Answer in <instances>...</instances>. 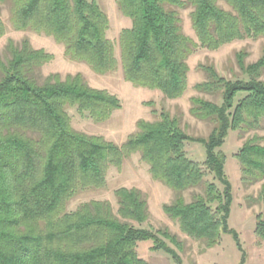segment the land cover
Listing matches in <instances>:
<instances>
[{
  "label": "trees",
  "instance_id": "obj_1",
  "mask_svg": "<svg viewBox=\"0 0 264 264\" xmlns=\"http://www.w3.org/2000/svg\"><path fill=\"white\" fill-rule=\"evenodd\" d=\"M0 4L10 6L16 30L53 37L64 45L67 57L98 75L114 73L121 65L126 81L159 90L167 100L185 94L187 62L198 49L215 51L234 41L264 36V0H118L119 11L132 23L119 35L118 58L116 43L108 35L110 19L98 0H0ZM188 9L198 42L183 30L181 12ZM4 34L0 19V38ZM10 58L1 65L0 80V264H147L138 255V245L148 241L153 251H164L183 264L170 246L182 249L175 235L167 228L141 227L149 209L140 190H117V213L109 202L98 201L67 211L74 197L103 188L108 169L121 167L136 152L150 165L152 176L176 192L175 201L164 209L183 233L206 248L231 234L245 264L239 235L229 224L234 187L221 149L231 131L261 127L263 61L247 67V79L231 81L212 73L199 86L221 101L191 100L195 117L215 123L207 139L190 137L177 117L162 110L154 111L159 116L154 123L139 121V131L118 146L77 132L68 112L74 108L83 118L106 122L122 108L116 95L91 87L81 73L65 80L53 75L41 82L39 71L53 56L34 49L28 40L12 50ZM190 142L205 148L203 165L187 157ZM237 156L245 186L264 180V146L249 141ZM208 174L217 183L206 181ZM197 188L204 193L187 203L183 193ZM256 236L264 241L261 214Z\"/></svg>",
  "mask_w": 264,
  "mask_h": 264
},
{
  "label": "rangeland",
  "instance_id": "obj_2",
  "mask_svg": "<svg viewBox=\"0 0 264 264\" xmlns=\"http://www.w3.org/2000/svg\"><path fill=\"white\" fill-rule=\"evenodd\" d=\"M103 10L118 6V0H98ZM119 9V8H118ZM191 9L181 12L183 30L186 36L198 42L191 22ZM113 14V13H112ZM111 20L109 38L116 43V53L120 57L118 44L121 31L128 26L123 18ZM0 19L5 27V34L0 38V80L2 78L1 65H5L11 58V51L19 49L23 41L28 40L37 50H44L53 56V60L40 69L44 82L53 75H59L65 80L68 75L81 73L89 85L100 90H107L116 95L122 108L114 112L112 117L102 123H96L89 118L81 117L74 108L68 110L72 127L87 135L101 136L118 146H123L128 138L137 133L138 122L154 123L162 110L172 117H177L179 127L190 137L207 139L215 127V123L207 119H199L191 113L192 99H202L214 104H220L217 94L204 92L200 85L209 81L212 73L221 78L235 81L247 79V67L263 61L264 64V36L259 39L238 40L226 44L215 51L200 48L188 59V88L185 94L175 100H167L159 90L136 87L126 81L123 68L110 74L98 75L85 63L71 60L65 55L64 45L53 37L39 34L31 30L18 31L11 20V8L8 4H0ZM126 21V20H125ZM129 21V20H128ZM132 26V23L129 27ZM243 53L239 56L238 54ZM212 67V68H211ZM209 68L214 71H210ZM212 76V75H211ZM260 80L264 81V67L261 68ZM254 141L264 146V120L259 129H245L231 131L221 151L227 157L226 171L234 187V202L229 219L230 227L239 235L240 242L246 253L245 264H264V241L256 236V218L264 216V180L245 186L241 180L243 166L238 154L245 143ZM187 157L200 165L206 159L205 148L196 142L186 144ZM217 183L208 174L205 179ZM122 188L137 189L142 192L148 203L149 218L141 227H152L154 230L168 229L182 243V249L170 244L181 256L183 264H242L243 254L239 251L233 235L225 234L219 245L206 248L187 236L178 222L172 219L164 207L172 204L176 199V192L160 180L155 179L150 172V165L142 159L141 152L133 153L126 158L121 167H110L106 175V185L100 189H91L74 197L67 206L68 212L76 211L81 205L93 201L109 202L115 213L119 211L116 191ZM203 188L190 189L184 194L187 203L191 202L195 194L202 195ZM138 226L137 223H135ZM151 241L138 245V255L147 264H176L172 257L164 251H153Z\"/></svg>",
  "mask_w": 264,
  "mask_h": 264
},
{
  "label": "crops",
  "instance_id": "obj_3",
  "mask_svg": "<svg viewBox=\"0 0 264 264\" xmlns=\"http://www.w3.org/2000/svg\"><path fill=\"white\" fill-rule=\"evenodd\" d=\"M115 8V7H114ZM114 8L113 7H111L110 8V11H111V13L108 11V9H105V12L107 13V15H108V17H109V19H110V22H111V20H113V18H112V16L114 15V18H123L122 20L124 21V23L127 25V23H129L128 24V26H126L127 28L131 25V20L130 19H128L127 17H125V16H123L122 15V13L119 11V9H118V6L116 7V9L114 10ZM113 13V14H112ZM126 20V21H125ZM129 20V21H128ZM110 32V31H109Z\"/></svg>",
  "mask_w": 264,
  "mask_h": 264
}]
</instances>
